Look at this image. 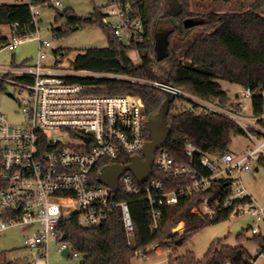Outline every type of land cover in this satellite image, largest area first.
<instances>
[{"label":"built area","instance_id":"2783aa9c","mask_svg":"<svg viewBox=\"0 0 264 264\" xmlns=\"http://www.w3.org/2000/svg\"><path fill=\"white\" fill-rule=\"evenodd\" d=\"M15 2L27 6L36 27L40 9H60L64 0H45L44 5L35 4L34 0ZM99 11L102 24L111 29L118 41L134 47L144 42L143 26L135 17L133 4L107 0ZM16 27L10 26L12 39L4 47L13 51L33 37L38 42V53L33 64L0 68V81L10 87L5 92L9 90L16 96L21 118L13 123L0 113V237L11 228L22 227L28 230L24 245L36 251L37 258H45L51 240L58 242L60 253L68 251V257L77 258L79 254L62 240L60 222L70 221L76 215L81 226L99 228L119 210L126 243L132 245L134 225L128 200L141 199L147 204L150 230L156 232L163 224L165 206L175 205L179 197L208 189L214 180L224 182L226 196L212 203L203 197L192 208L194 215L209 223L238 201L230 217L250 215L264 225V207L253 202L241 182V174L251 170L254 160L261 157L264 160V129L257 123L258 118L249 117L246 112L253 95L250 90L240 89L232 101L222 106L160 80L65 69L60 66L63 53H46L51 47L49 41L34 33L22 36ZM78 79H110L153 87L172 94L174 100L197 105L200 111L229 119L249 137L255 135L251 133L254 130L261 134L262 140L255 141L253 149L235 155L202 153L185 139L188 164L175 162L165 142L155 152L152 173L145 182L138 183L127 171L118 178L117 189H112L99 182L101 170L110 165L125 166L132 157H142V149L149 141L144 105L132 95L95 93L97 85ZM196 152L202 154L199 164L208 175L190 164ZM163 177L173 180L187 177L190 184L184 189L167 190ZM178 224L182 225L181 231L175 226L172 233L182 235L185 225ZM251 234L257 250L244 259L247 264L258 259L264 264V236L257 227L251 228ZM163 246H168V252L178 247L163 239L138 249L136 255L146 259L160 253Z\"/></svg>","mask_w":264,"mask_h":264},{"label":"trees","instance_id":"16d2710c","mask_svg":"<svg viewBox=\"0 0 264 264\" xmlns=\"http://www.w3.org/2000/svg\"><path fill=\"white\" fill-rule=\"evenodd\" d=\"M134 6L135 17L142 23L144 42L134 46H126L112 34L109 27L102 24V14L97 9L86 17L74 15L70 9L57 12L55 22L64 19L62 27L53 29L55 38L66 36L88 25L102 28L107 45L104 48L87 49L78 54L71 63L75 70L97 73H113L136 78L160 80L203 100L219 102L226 106L230 98L223 91L219 81L250 90V108L252 116L258 118L257 123L264 126L260 117L264 114V0H255L242 11L213 12L205 11L194 14L190 8L195 0H120ZM217 3H231L236 0H213ZM35 4L44 5L45 0H34ZM195 18L196 22L188 24L187 20ZM176 21V24L173 22ZM170 25L164 32L167 34L168 51L162 61H157L154 51V31L161 25ZM16 25L17 32L22 35L35 33L32 17L26 5H0V27ZM196 31V32H194ZM12 32V31H11ZM194 33V34H193ZM190 43L180 52L172 49V42L178 35L189 37ZM0 41L6 45L7 40ZM4 45V46H5ZM137 52L139 62L130 58L131 52ZM56 52L62 53L58 50ZM64 54V53H63ZM26 63V61L21 64ZM91 85H97L95 93L104 95H132L140 98L147 118L156 114L165 102V94L159 89L146 85L110 79H78ZM6 90V83L0 81V91ZM177 102V103H176ZM183 100H174L168 110L166 123L171 133L165 148L175 162L188 164L185 156L187 139L202 153L223 154L229 152L232 137L246 135L234 122L215 113L200 111L192 104L190 109L177 108ZM252 134H261L251 130ZM201 153L196 152L192 167L203 175L209 172L199 164ZM130 157L127 158L129 162ZM263 164V158L258 159ZM167 190L184 189L190 184V178L173 180L163 177ZM226 196L224 182L214 180L206 190L179 197L175 205L163 209L161 228L152 232L147 212V204L141 199L128 200L134 225V243L127 245L120 211L116 210L99 228L83 227L74 215L70 221H61L58 230L65 236L70 248L82 255L80 264H130L136 257V251L163 239L175 243L180 240L183 245L193 235L208 226L230 218L235 201L214 220L207 223L191 210L203 197L210 203ZM184 223L182 235L172 233L178 223ZM238 240L244 238L243 232ZM167 248L168 246H163ZM247 252L239 246L230 247L213 242L203 258L196 259L191 252L169 257V264H247L244 257ZM0 264H16L12 261H1Z\"/></svg>","mask_w":264,"mask_h":264},{"label":"rangeland","instance_id":"374dc122","mask_svg":"<svg viewBox=\"0 0 264 264\" xmlns=\"http://www.w3.org/2000/svg\"><path fill=\"white\" fill-rule=\"evenodd\" d=\"M255 0H236L231 3H217L213 0H195V5L190 8V12L197 14L205 11L213 12H233L242 11L248 8ZM15 0H0V5L14 4ZM107 0H64L63 6L60 9L52 7H43L40 9V14L37 18L36 31L34 36H39L41 40H46L51 43V47L46 53L62 51L64 53L60 66L65 69L71 68V63L78 54H82L87 49L104 48L107 45L106 37L102 28L98 25H88L76 32L69 33L66 36H58L55 38L53 29L62 27L64 19L55 22L57 12H63L70 9L74 15L86 17L94 12V9L100 10ZM261 12L264 14V7ZM196 22L195 18L187 20L188 24ZM170 29V25H161L156 28L154 35L164 32L165 29ZM196 32V31H194ZM194 34V33H193ZM189 37L176 36L172 42V49L178 51L177 54H182V49L187 46L193 36ZM0 38L11 41L12 32L10 26L0 27ZM0 41V68L7 66L19 65L26 61L28 64H33L36 61L38 53V42L31 37L27 41L22 42L13 51H9ZM50 51V52H49ZM130 58L134 63L139 62V55L136 52L130 53ZM223 91L227 93L230 101L239 93L240 87L234 84H229L225 81L218 82ZM10 88L9 86H6ZM8 91H0V113L6 115L10 122L17 123L21 120L18 113L19 105L16 96ZM177 103V102H176ZM192 106L183 101L177 104V108L190 109ZM248 116H252V110L248 106L246 111ZM264 116V115H263ZM264 122V117L262 118ZM257 124V123H256ZM263 129L264 126L260 125ZM261 136L253 135H235L232 137L229 145V152L238 155L255 147L256 142H260ZM256 141V142H255ZM241 182L248 194L251 196L254 203L264 207V163L259 164L258 161L252 162V168L249 172L241 174ZM182 225L178 224L176 229L181 231ZM259 228L264 236V225L258 222L250 215L238 214L233 215L229 219L209 224L198 233L193 235L187 242L177 248L172 247V251H167L162 247L160 253L150 255L146 259L138 258L137 256L131 260L130 264H169V257L174 258L186 252H191L196 259H201L209 249L210 245L218 241L220 245L235 247L239 246L244 249L249 255H253L257 250V244L252 239L251 228ZM243 232L244 238L239 241L238 234ZM28 230L22 227H14L7 230L0 237V260L12 261L16 264H80L82 255L77 258L64 257L57 250L58 242L51 240L47 244L45 258H37V253L34 250H29L24 245V239ZM254 264H263V261L258 259Z\"/></svg>","mask_w":264,"mask_h":264},{"label":"water","instance_id":"95a60500","mask_svg":"<svg viewBox=\"0 0 264 264\" xmlns=\"http://www.w3.org/2000/svg\"><path fill=\"white\" fill-rule=\"evenodd\" d=\"M176 24V21L173 20ZM154 51L157 61H162L167 56L168 40L165 32H160L154 36ZM165 94V102L159 111L148 117L149 141L142 149V157L134 156L128 165H110L101 170L99 174V182L109 186L112 189H117L118 178L129 171L135 177L138 183L145 182L152 173V165L155 152L163 147L168 139L171 130L166 123L169 106L174 101L172 94ZM65 236H62V240ZM177 246L181 245V241L176 242ZM62 256L68 257V251H63Z\"/></svg>","mask_w":264,"mask_h":264},{"label":"crops","instance_id":"0c3cea01","mask_svg":"<svg viewBox=\"0 0 264 264\" xmlns=\"http://www.w3.org/2000/svg\"><path fill=\"white\" fill-rule=\"evenodd\" d=\"M263 115H264V114H263ZM263 115L261 116L262 118L264 117ZM2 235H3V234H2Z\"/></svg>","mask_w":264,"mask_h":264}]
</instances>
